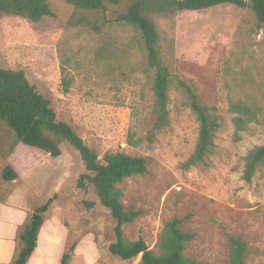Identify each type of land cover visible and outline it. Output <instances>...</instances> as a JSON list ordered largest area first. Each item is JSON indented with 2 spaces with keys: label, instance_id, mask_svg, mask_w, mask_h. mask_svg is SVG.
I'll return each instance as SVG.
<instances>
[{
  "label": "rangeland",
  "instance_id": "374dc122",
  "mask_svg": "<svg viewBox=\"0 0 264 264\" xmlns=\"http://www.w3.org/2000/svg\"><path fill=\"white\" fill-rule=\"evenodd\" d=\"M132 1L86 11L52 0V13L38 22L0 12V65L24 70L51 100L58 121L68 123L100 160L117 152L146 159V173L118 184L125 210L140 212L124 226L128 240L143 239L158 252L165 225L177 218L182 230L195 235L184 252L187 258L231 264L230 238L241 237L248 247L246 264H264V167L251 183L243 178L249 153L264 145V31L249 5L154 15L161 51L173 73L220 116L213 152L204 163L186 167L200 124L188 95L174 83L169 124L150 138L156 121L155 74L136 31L118 20ZM64 75L71 80L69 93L63 91ZM232 101L261 109L240 139ZM61 148L58 158L32 151L0 121V201L19 193L35 208L54 198L45 220L62 241L52 242L49 250L62 251L63 257L80 244L84 251L76 257L73 251L67 264H140V258L125 261L111 255L115 220L87 179L78 186L88 173L79 152L66 141ZM9 162L16 165L18 179L6 182L1 173ZM11 204L26 217L18 226L17 252L19 233L34 209ZM49 258L52 264L59 261Z\"/></svg>",
  "mask_w": 264,
  "mask_h": 264
},
{
  "label": "trees",
  "instance_id": "16d2710c",
  "mask_svg": "<svg viewBox=\"0 0 264 264\" xmlns=\"http://www.w3.org/2000/svg\"><path fill=\"white\" fill-rule=\"evenodd\" d=\"M52 0H0V12L28 18L34 22L50 15ZM80 10L102 11L107 6L118 5L121 0H62ZM221 5L250 6L257 26L264 31V0H133L118 20L131 26L145 54L147 66L154 74L153 93L156 121L150 138L169 124L170 93L174 83L183 89L189 97L190 107L199 124V138L194 153L185 163L191 167L204 163L215 147V133L220 127L217 108L202 103L196 90L185 80L175 75L161 51L160 34L154 15H171L181 11H202ZM63 91L69 93L71 80L63 76ZM230 110L234 114L236 138L258 119L259 106L244 101H232ZM0 121L13 132L17 141L32 151L50 154L58 158L63 154L61 144L69 143L75 148L88 173L78 180V186L84 187L87 179L102 206L109 210L115 220L113 228L115 241L110 244L111 255L122 260H136L140 264H200L197 260L184 255L187 245L195 237L193 233L181 229V220L174 218L164 228L156 252L143 239L136 241L125 237L124 226L134 222L138 211H126L122 199L124 192L118 187L126 178L147 172L146 159L124 153H108L102 160L97 151L90 148L83 138L66 122L58 121L51 100L41 94L30 83L24 70L7 69L0 65ZM260 166L264 167V145L252 150L245 164L244 181L251 183ZM1 177L6 182L18 179V171L13 163H7ZM54 202L50 198L37 207L19 233L22 244L11 264H27L38 246V236L46 215ZM19 248V247H18ZM74 251L66 252L61 264H67ZM248 247L241 237L230 238L229 259L231 264H246Z\"/></svg>",
  "mask_w": 264,
  "mask_h": 264
},
{
  "label": "crops",
  "instance_id": "0c3cea01",
  "mask_svg": "<svg viewBox=\"0 0 264 264\" xmlns=\"http://www.w3.org/2000/svg\"><path fill=\"white\" fill-rule=\"evenodd\" d=\"M17 194L19 193H16L15 195L11 196V198L8 199L6 202L0 201L1 203H4V204L0 203V210H1V213H0V264H9L12 261L13 257L15 256L16 235L18 232L17 231L18 226L19 224L22 225L26 220V217L23 214H21L19 210L20 208L12 205L11 203L14 202L16 205L22 206L27 210H29V207L35 210L37 207L42 205L40 204L37 207L35 206V208H33V204H31L28 201L27 197L22 196V198H20L19 195ZM19 202H21V205L18 204ZM54 203H55V200L51 206V210L53 209V205L54 206L56 205V203L55 204ZM61 241H62V238L57 235L56 230L52 229V227L50 226V223L45 220L39 232L38 246L36 250L34 251V253L32 254V256L30 257L27 264H52L49 258L51 256L55 260L57 261L59 260L56 263V264H59L62 259V251H60V254H58L57 251L55 253H51V250H49V246L51 245L52 242L53 244H59L61 243ZM79 246L80 244L79 245L77 244L75 246V250H74L75 257L77 256L76 254L78 252L80 256L84 254L83 253L84 251H80ZM62 248H64V244H62Z\"/></svg>",
  "mask_w": 264,
  "mask_h": 264
}]
</instances>
